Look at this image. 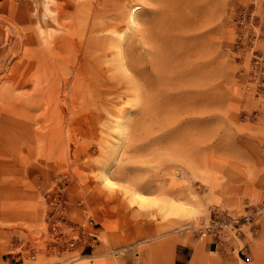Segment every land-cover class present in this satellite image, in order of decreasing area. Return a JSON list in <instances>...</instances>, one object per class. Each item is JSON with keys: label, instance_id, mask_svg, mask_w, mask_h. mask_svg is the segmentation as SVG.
I'll use <instances>...</instances> for the list:
<instances>
[{"label": "rangeland", "instance_id": "rangeland-1", "mask_svg": "<svg viewBox=\"0 0 264 264\" xmlns=\"http://www.w3.org/2000/svg\"><path fill=\"white\" fill-rule=\"evenodd\" d=\"M216 210L252 222L193 264H264V0H0V264H138Z\"/></svg>", "mask_w": 264, "mask_h": 264}, {"label": "crops", "instance_id": "crops-1", "mask_svg": "<svg viewBox=\"0 0 264 264\" xmlns=\"http://www.w3.org/2000/svg\"><path fill=\"white\" fill-rule=\"evenodd\" d=\"M213 239L208 235L198 236L188 245H155L148 248L138 256V264H193L195 257L202 251H214ZM216 251V250H215ZM123 264L127 258L121 257ZM194 260V261H193Z\"/></svg>", "mask_w": 264, "mask_h": 264}, {"label": "built area", "instance_id": "built-area-1", "mask_svg": "<svg viewBox=\"0 0 264 264\" xmlns=\"http://www.w3.org/2000/svg\"><path fill=\"white\" fill-rule=\"evenodd\" d=\"M251 216H244L242 218L236 217L225 210H216L210 216L206 224H202L197 228L198 235H208L213 239L216 249L223 247V242L227 237H238L241 233V228L244 223H251Z\"/></svg>", "mask_w": 264, "mask_h": 264}, {"label": "bare ground", "instance_id": "bare-ground-1", "mask_svg": "<svg viewBox=\"0 0 264 264\" xmlns=\"http://www.w3.org/2000/svg\"><path fill=\"white\" fill-rule=\"evenodd\" d=\"M110 5H111V4H110ZM112 5H113V4H112ZM114 17H115V15H114ZM120 17H121V15H120ZM109 18H110V17H109ZM90 32H91V31H90ZM91 33H92V32H91ZM77 37H78V36H77ZM77 40H78V43H79V39H77ZM100 40H101V39H100ZM105 41H106V40H105ZM55 42H56V41H55ZM67 42H70V41H67ZM120 43H121V42H120ZM120 43H119V44H120ZM105 44H106V43H105ZM75 45H76V44H75ZM81 45H82V44H81ZM103 45H104V44H103ZM54 46H55V44H54ZM55 47H56V46H55ZM80 47H81V46H80ZM100 47H101V46H100ZM102 47H103V46H102ZM81 48H82V47H81ZM95 48H96V47H95ZM103 48H104V47H103ZM104 49H105V48H104ZM81 50H82V49H81ZM73 52H74V48H73ZM74 53H75V52H74ZM76 53H77V51H76ZM53 54H54V53H53ZM60 54H61V53H60ZM76 55H77V54H76ZM77 56H79V55H77ZM75 57H76V56H75ZM62 58H63V57H62ZM77 59H78V58H77ZM58 63H59V62H58ZM61 64H62V63H61ZM59 65H60V63H59ZM62 65H63V64H62ZM77 66H78V65H77ZM60 67H61V65H60ZM63 67H64V65H63ZM74 68H75V67H74ZM62 69H63V68H62ZM62 69H61V70H62ZM61 72H62V71H61ZM64 74H65V73H64ZM53 77H54V76H53ZM56 79H57V78H56ZM59 80H60V79H59ZM59 80H58V81H59ZM58 81H57V83H56L57 85H58V83H59ZM94 81H95V80H94ZM108 82H109V81H108ZM61 83H62V81H61ZM71 83H72V80H71ZM73 83H74V82H73ZM76 83H77V82H76ZM104 83H105V82H104ZM101 85H102V84H101ZM105 85H106V84H105ZM109 86L112 87L111 85H109ZM59 87H60V85H59ZM90 87H91V86H90ZM105 87H106V86H105ZM55 88H56V87H55ZM101 88H102V87H101ZM89 89H90V88H89ZM109 89H110V88H109ZM55 90H56V89H55ZM92 90H94V89H92ZM89 91H90V90H89ZM92 93H93V92H92ZM88 94H89V93H88ZM95 94H96V92H95ZM106 94H107V93H106ZM93 95H94V94H93ZM92 97H93V96H92ZM90 98H91V96H90ZM106 101H107V100H106ZM61 103H62V102H61ZM125 116H126V115H125ZM122 117H123V116H122ZM60 119H61V116H60ZM121 125H122V126H121V127H122V130L124 131L125 123L123 122V123H121ZM123 131H122V132H123ZM132 198L135 199V200L137 199L138 201L141 200L143 203L145 202V204H147V202H148L145 196L140 195V194L135 193V192H132ZM141 201H140V202H141ZM142 202H141V204H142Z\"/></svg>", "mask_w": 264, "mask_h": 264}]
</instances>
